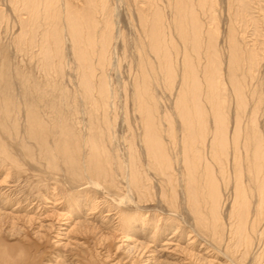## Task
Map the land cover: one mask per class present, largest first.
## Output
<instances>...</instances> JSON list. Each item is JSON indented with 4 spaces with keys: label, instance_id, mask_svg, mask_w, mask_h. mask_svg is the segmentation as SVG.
Masks as SVG:
<instances>
[{
    "label": "bare ground",
    "instance_id": "obj_1",
    "mask_svg": "<svg viewBox=\"0 0 264 264\" xmlns=\"http://www.w3.org/2000/svg\"><path fill=\"white\" fill-rule=\"evenodd\" d=\"M223 1L227 18L226 79L236 97L233 123L226 111L223 112V103L214 101L212 88L213 77L219 87L222 76L219 67L222 55L216 44L219 35L217 0H120L134 13V60L140 69L135 78L142 83L135 91L139 102L137 111L144 115V118L141 116L144 121L140 119L143 121V160L130 142H127L124 157L109 148L114 141L110 112L113 98L109 90L105 94L102 88L94 95L88 84V80L105 78L104 72L115 63L112 52L117 40L122 45L121 60H125L126 42L118 27L114 31L108 0H0V30L8 35L13 22L18 31L8 38L7 44L0 35V168L7 171L16 167L19 171L20 163L34 162L36 165L31 170L36 176L49 175L55 185L62 188L68 216L81 214L83 210L95 212L97 206H104L95 201L98 196L116 205L124 204L123 200L134 202L132 195H136L138 202L146 199L150 194L152 173L161 185L160 199L166 203L164 206L175 211L182 200L195 215V223L208 227L212 237L218 240L226 230L219 210L220 188L231 184L234 199L228 213L231 222L228 234L247 252L252 235L264 220V140L253 120L251 130L243 131V107L247 103L242 94L247 88L244 79L237 80V77L251 76L256 59L242 48L237 35L240 24L250 22L257 27L262 23L264 16L259 17L263 0ZM252 14L256 15L255 20L249 18ZM16 55L35 62L44 73L43 80L30 79L22 72L13 61ZM215 61L218 69L213 67ZM69 63L76 66L81 91L77 97L56 90V84L49 81L50 77L61 73L58 69L61 65ZM157 76L166 83L176 77L179 79L175 103L179 111L176 113L178 128L161 129L153 121L154 108L147 107L145 91L150 89V80L155 81ZM187 82L194 83L190 85L193 92H188ZM47 88L52 89L56 103L42 108L39 107L41 93L48 95ZM197 92L201 100L197 99ZM28 94L32 101L30 107L22 102ZM75 100L78 104L85 102L87 109L80 105L74 107ZM250 113L252 115L253 110ZM230 124H233L232 130ZM164 135L169 139L167 143ZM120 184L125 191L122 197L117 194ZM252 197L256 198L254 206H251ZM204 208L208 209L204 212L207 221L201 215ZM121 212L115 233L122 237H127L138 226L142 232L149 231L152 238L168 230V224L157 227L140 214ZM17 216L12 214V217ZM70 225L71 232L88 233L84 239L93 251L99 244L95 238L96 228L78 220ZM39 227H45L56 238L52 240L51 236L46 241L50 242L48 250L64 246L58 238L62 230L60 223ZM10 233L12 236V231ZM23 243H7L0 237V264H62L58 256L52 257L53 252L27 251ZM120 243L113 242L109 251L118 253ZM126 248V257L131 256L132 248ZM114 261L109 263H120Z\"/></svg>",
    "mask_w": 264,
    "mask_h": 264
},
{
    "label": "rangeland",
    "instance_id": "obj_2",
    "mask_svg": "<svg viewBox=\"0 0 264 264\" xmlns=\"http://www.w3.org/2000/svg\"><path fill=\"white\" fill-rule=\"evenodd\" d=\"M217 3L218 14H216L219 18V35H217L216 44L222 55V64L219 66L222 76L219 79L221 84L219 87L217 79L213 77L212 88L213 91L215 90L214 101L216 104L218 102L223 103L225 108L223 112L224 110L226 111L233 123L236 97L232 93L231 86L226 79L227 43L225 37L227 18L224 1L217 0ZM108 6L112 8L111 21H113L115 26L114 31L118 27L126 42L125 60H121L122 45L117 40L112 57L118 61H113L115 63L104 72L105 78L88 80V84L91 86V92L94 95L99 94L102 88L105 94H108L107 90H109L110 96L113 98L112 103H110V112L114 122V141L109 145V148L116 150L121 157H124L126 155L127 142H130L136 154L144 160V146L141 142L144 121L142 118H144V115L137 111L139 102L135 91L136 87L140 84L142 85V83L135 78V73L140 69L134 60L133 40L136 38V32L133 28L134 22L132 24L134 13L131 8L125 6L124 2H120V0H108ZM261 8L262 12L259 19L264 16V0L261 1ZM250 16L249 18L255 20V14ZM2 30H0V35L4 44H7L8 38L18 32L13 22L9 26L8 35L3 34ZM237 36L241 41L242 48L254 54L256 59V65L252 69L253 73L251 76L244 78L240 75V77H237V80L243 81L242 79H244L246 88L249 89L248 91L246 89L242 94L243 99L245 98L244 100L247 103L243 107L244 117L241 122L243 123V131L247 133L251 130L252 125L250 122L253 120L254 127L258 129L259 135L264 140V18L262 17V23L259 22L257 27L250 22L246 25L240 24ZM65 53H67V50H65ZM16 57V60L13 59L14 63L18 65L22 72L28 74L30 79L43 80L42 76L44 73L35 62L28 61L25 58L22 60L19 55H16ZM215 63L213 67L218 69V64ZM115 64L117 65L115 66ZM58 69L61 73L53 75L49 78V81L56 84L54 87L56 90H62L72 97H77V94L81 93V91L77 73H75L76 66L73 63H69V65H61ZM156 78L158 79L155 81L153 79L150 80V89L145 91L148 97H146L148 99L147 107H153L155 110V118L152 120L157 122L161 129L178 128L180 123L176 113L179 111L177 112L175 103L178 100L179 79L176 77L166 83L161 76ZM190 85H194V83L187 82L186 88L188 92H193V86L191 87ZM201 86L204 87L202 84ZM46 90L48 95L44 92L41 93L42 99L39 107L42 108H48L56 103V100L51 95L52 89L47 88ZM196 96H198L197 99L201 100L200 92H197ZM22 102L27 107H30L32 104L31 96L29 94L24 96ZM75 103H77L74 104L76 108L79 105L83 109L88 107L83 101H80L79 104L77 101ZM252 110L253 113L251 115L250 112ZM140 119L143 121H140ZM243 121L247 123H245V127ZM212 126L214 127L213 124ZM232 127L233 124H230L229 129ZM168 140V137L164 135V142L167 143ZM35 165L34 162H29L28 164L26 162L20 163L19 171H17L16 167H11L7 171L0 168V229H2L0 230V237L7 243L21 245L24 242L22 246L27 248V251L37 250L45 254L53 252L51 254L53 255L52 257L58 256V260L62 264H110L109 262L113 259L115 261L119 260V264L132 262H135L134 264H264V220L252 235L251 246L247 252L243 246H240L237 239L234 238L232 240L228 234L231 223L228 220V213L231 210L234 199V191L231 184L220 188L219 210L226 230L223 237L218 240L212 237L208 227L195 223V215L187 206L182 204V200L179 197L180 194L177 196V203L180 200V206L175 211H171L169 206H164L166 203H162L161 200V185L152 173H150V194L146 199L138 202L136 195H132L134 202L123 200L124 204L117 203V206L116 202H108L104 197L101 198L97 195L98 198L95 201L100 204L104 203V206H97L95 212L83 210L81 214L68 216L66 215V206L63 202L65 193L62 188H60L59 184L55 185L56 182L49 175L44 178L36 176L37 173L31 170V167H35ZM119 187L117 194L122 197L125 193L123 191L124 187L122 184ZM178 192L180 193V191ZM251 201L253 202L251 206H254L256 198L252 197ZM125 202L127 206H125ZM207 210V208L202 210L201 215L202 219H205L204 221H207L204 215ZM119 212L132 213V215L140 214L145 219H148V223L151 225L159 227L168 224L169 227L164 235L156 234V237L153 236V238H156L154 240L149 231H145L146 233L142 232L139 226L136 230L131 231L127 237H122V235H118V232L115 233L117 231L116 228L119 227L117 218L120 215ZM12 214L18 216L12 217ZM77 220L82 221L85 225L87 224L90 228H96L94 230L96 232L95 238L99 241V244L97 243L98 245L93 251L89 249L84 239L88 233L85 232V235H80L69 231L70 224ZM130 222V224H133L132 221ZM59 223L62 230L58 238L60 237V243H63L64 246H60L57 250H52L51 248L48 250L50 242L46 241L51 236L52 240H56V238H53V235L45 227L40 228L39 225L50 224L57 226ZM37 229H39L38 232H36ZM11 231L12 236L10 235ZM116 241H121L120 244L122 245H120L118 253L113 254L109 251V246ZM127 246L132 248L131 256L128 257H126L128 254L125 253Z\"/></svg>",
    "mask_w": 264,
    "mask_h": 264
}]
</instances>
